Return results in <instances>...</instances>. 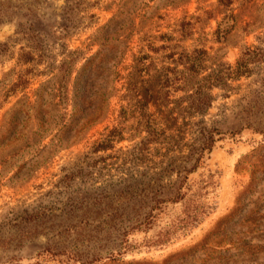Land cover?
Listing matches in <instances>:
<instances>
[{
  "label": "rangeland",
  "instance_id": "rangeland-1",
  "mask_svg": "<svg viewBox=\"0 0 264 264\" xmlns=\"http://www.w3.org/2000/svg\"><path fill=\"white\" fill-rule=\"evenodd\" d=\"M0 264H264V0H0Z\"/></svg>",
  "mask_w": 264,
  "mask_h": 264
},
{
  "label": "trees",
  "instance_id": "trees-1",
  "mask_svg": "<svg viewBox=\"0 0 264 264\" xmlns=\"http://www.w3.org/2000/svg\"><path fill=\"white\" fill-rule=\"evenodd\" d=\"M240 64V63H239ZM239 66V65H238ZM243 67H244V65H242V63H241V74L242 73H246L248 70H243ZM203 71V69L200 67V68H196L195 70H194V72H195V74H200L201 72ZM238 71H239V69H238ZM239 75V74H238ZM207 80L208 79H210V78H206ZM24 84H25V82H24ZM206 133V132H205ZM206 135V134H205ZM207 135H208V139L206 140L207 142H206V144H204L205 146H204V149H211V147L213 146V143H214V138L212 137V135H211V131H209V133H207ZM204 149H202V151L204 150ZM201 157V156H200ZM201 161V158H199V160H197L196 161V163H199Z\"/></svg>",
  "mask_w": 264,
  "mask_h": 264
}]
</instances>
